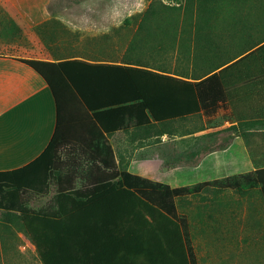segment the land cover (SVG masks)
Listing matches in <instances>:
<instances>
[{"label":"trees","instance_id":"trees-1","mask_svg":"<svg viewBox=\"0 0 264 264\" xmlns=\"http://www.w3.org/2000/svg\"><path fill=\"white\" fill-rule=\"evenodd\" d=\"M129 45L146 59L136 64L22 60L46 79L58 105L73 92L107 134L122 128L128 116L137 124L162 122L233 98L264 109V40L199 77L163 68L140 35ZM59 147L56 132L33 162L0 171V208H17L18 191L27 185L23 172L35 166L51 171ZM110 173L82 189L72 188L71 212L21 211L43 264H199L188 218L178 210L171 185L115 166ZM257 174L264 192V168Z\"/></svg>","mask_w":264,"mask_h":264},{"label":"crops","instance_id":"crops-1","mask_svg":"<svg viewBox=\"0 0 264 264\" xmlns=\"http://www.w3.org/2000/svg\"><path fill=\"white\" fill-rule=\"evenodd\" d=\"M17 16L29 18L28 29L33 34L8 38L0 34V171L15 170L33 162L56 132L59 142L79 149L101 148L107 136L119 167L168 183L172 188L179 181L188 184L184 175L188 172L212 174V177L204 176L202 181H212L215 195L237 196L246 205L248 220L261 221L264 192L257 170L264 168V109L249 107L247 100L233 98L220 101L212 109L167 120L185 126L174 131L176 137L172 143L175 144L171 150L172 144L167 141L170 132L137 124L134 116H128L122 128L107 134L73 92L64 96L62 109L46 79L22 59L56 62L81 58L136 64L139 59H146V52L141 57L129 45L128 60L109 57L122 54L117 50L110 55L98 36L103 27L99 21H104V14L27 12ZM21 22L24 21L18 18L8 27L20 29ZM27 47L39 55L25 54ZM23 173L27 184L30 180L35 184L45 170L35 166ZM62 184L66 185L67 181L63 180ZM27 196L32 198L34 207H57L60 212H66L69 207L66 199L58 203L50 201L54 196L66 198L65 193L56 189L47 192L32 189ZM8 217V210L0 208V243L2 230L9 228Z\"/></svg>","mask_w":264,"mask_h":264},{"label":"rangeland","instance_id":"rangeland-1","mask_svg":"<svg viewBox=\"0 0 264 264\" xmlns=\"http://www.w3.org/2000/svg\"><path fill=\"white\" fill-rule=\"evenodd\" d=\"M27 12L104 14V21H99L103 27L98 36L110 55L117 50L122 54L109 57L128 60L129 40L140 35L151 44L147 50L152 51L155 61L159 58L158 64L189 77H199L208 68L215 69L264 40V0H0V34L7 38L33 34L28 29L29 18L17 16ZM18 18L24 21L23 27H8ZM25 49V54L39 55L29 47ZM134 51L141 50L133 46ZM64 100L62 96V109ZM147 125L172 134L167 138L172 144L169 150L175 144L172 143L176 137L174 131L185 127L178 121H151ZM104 142L98 149H79L60 141L52 170L39 175L38 183L30 180L22 187L16 198L17 208L8 209L9 228L2 230L0 264H43L21 211L48 214L60 211L57 207H34L32 198L27 196L29 191L59 190L66 198L54 196L50 201L58 203L66 199L69 204L66 212H71L72 188L82 189L95 180L109 178L114 166L126 169L116 164L107 136ZM184 175L189 183L183 185L179 181L173 191L178 210L189 220L198 263L264 264L263 212L261 221H250L240 198L233 194L215 195L212 181H202L204 176L212 177V174L191 171ZM63 180L67 181L66 185L62 184Z\"/></svg>","mask_w":264,"mask_h":264}]
</instances>
